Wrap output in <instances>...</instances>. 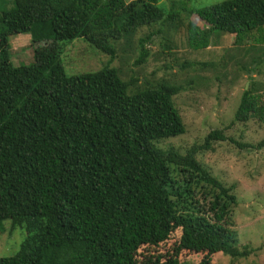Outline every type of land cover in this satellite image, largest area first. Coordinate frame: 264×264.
Wrapping results in <instances>:
<instances>
[{"label":"trees","instance_id":"obj_1","mask_svg":"<svg viewBox=\"0 0 264 264\" xmlns=\"http://www.w3.org/2000/svg\"><path fill=\"white\" fill-rule=\"evenodd\" d=\"M190 1L13 0L1 14L0 229L9 222L27 234L0 264H189L183 252L203 254L199 264H211L213 256L241 260L253 253L238 247L233 228L236 186L227 187L197 159L213 142L226 141L224 133L211 132L185 155L162 150V142L186 133L175 104L183 87L147 80L133 92L140 80L127 81L111 67L116 42L129 46L140 31L157 26L138 40L135 63L142 65L155 36L179 31L193 16L205 27L185 24L191 49H207L222 34L233 36L237 47L264 45V0H221L200 9ZM22 34L37 46L34 62L15 66L10 37ZM77 39L108 55L110 64L68 75L53 48ZM208 67L215 65L199 64ZM253 79L236 121L264 118V86ZM237 145L261 150L264 141ZM176 233L181 237L172 252L150 254Z\"/></svg>","mask_w":264,"mask_h":264},{"label":"rangeland","instance_id":"obj_2","mask_svg":"<svg viewBox=\"0 0 264 264\" xmlns=\"http://www.w3.org/2000/svg\"><path fill=\"white\" fill-rule=\"evenodd\" d=\"M125 1L130 3L133 0ZM220 1L191 0L190 7L200 9ZM13 7V0H0V16ZM190 20L202 29L205 27L204 22L196 16L189 20L184 18V25L179 31H164L153 38V43L147 46L149 57L142 65L135 63L140 54L138 40L156 30L157 26L140 31L132 38L129 46L125 40L116 42L117 58L111 63V67L122 70V77L127 81L131 76L140 80L132 87L133 92L142 91L147 80L155 85L165 80L183 87L175 98V104L183 118L186 133L162 142L159 145L162 150L173 148L185 155L193 146L205 144V139L211 132L224 133L226 141L213 142L211 149L202 151L197 159L227 187L236 186L239 205L233 218V228L238 233V247L243 249L244 246H249L253 253L249 258L241 260L223 255L213 256L211 264H264V148L257 150L237 145L257 147L264 141V118L254 117L247 122L235 120L243 93L250 88L249 79L254 78L260 88L264 86V45L253 48L250 43L237 47L233 36L222 34L217 40L212 38L207 49H191L185 27ZM10 43L15 66L34 62V49L37 46H34L30 34L12 36ZM54 45L46 44L47 47ZM53 51L62 58L70 76L96 72L110 64L108 55L84 39L61 44L58 49L55 45ZM254 60H258L255 65ZM185 63L195 64L194 69L182 70ZM205 63H212L215 67L204 70L199 68V64ZM165 66H172V69ZM247 68L256 70L248 73ZM225 75L227 80L220 82L216 79L217 76L222 79ZM201 78L204 79L203 82ZM208 79L211 81L207 83ZM193 80L195 83L192 85ZM4 224L5 230L0 229V258L15 254L27 234L24 229L11 230L9 222ZM180 235H172L167 243L151 249L150 254L172 252ZM145 248L140 251L142 257L148 254ZM203 257V254L192 252H183L180 256L182 261L189 264H199Z\"/></svg>","mask_w":264,"mask_h":264}]
</instances>
